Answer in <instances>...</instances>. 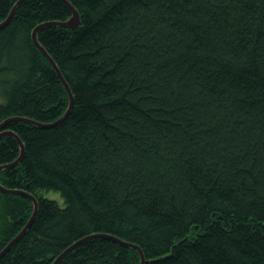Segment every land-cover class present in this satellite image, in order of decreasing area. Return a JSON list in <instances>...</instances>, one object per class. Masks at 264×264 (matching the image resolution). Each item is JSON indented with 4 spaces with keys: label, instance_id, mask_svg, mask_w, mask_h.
I'll list each match as a JSON object with an SVG mask.
<instances>
[{
    "label": "trees",
    "instance_id": "trees-1",
    "mask_svg": "<svg viewBox=\"0 0 264 264\" xmlns=\"http://www.w3.org/2000/svg\"><path fill=\"white\" fill-rule=\"evenodd\" d=\"M16 0H0V21ZM37 39L70 86L57 125L12 121L0 183L36 196L0 264H264V0H68ZM23 0L0 28V121L58 118L68 95ZM19 155L0 139V164ZM54 190L63 199L39 195ZM32 201L0 191V250Z\"/></svg>",
    "mask_w": 264,
    "mask_h": 264
},
{
    "label": "water",
    "instance_id": "water-1",
    "mask_svg": "<svg viewBox=\"0 0 264 264\" xmlns=\"http://www.w3.org/2000/svg\"><path fill=\"white\" fill-rule=\"evenodd\" d=\"M23 0H16L15 3L13 4L10 12L8 13V15L0 21V28L3 27L13 16L15 10L17 9V7L20 5V3ZM63 2H65L68 7L70 8L71 11V16H69V18H67L64 21H58V20H53V21H45V22H41L39 24H37L31 31V38L32 41L34 43V45L39 49V51L45 56V58L49 61V63L52 65V67L55 69L60 81L62 82L67 95H68V106L66 108V110L55 120L53 121H49V122H40L37 120H34L32 118H28L26 116H20V115H14V116H9L6 117L4 119H2L0 121V139L6 135H12L18 142L19 145V155L17 156V158L15 160H13L12 162H7V163H3L0 164V170L4 169V168H8L11 167L15 164H17L18 162L21 161V159L23 158L24 155V151H25V146L23 141L21 140V138L18 136V134L16 132H14L13 130L6 128V126L8 125V123L12 122V121H24L30 124H34L40 127H50V126H54L59 124L60 122H62L67 115L69 114L72 104H73V95L70 89V86L68 85V83L66 82V80L64 79L61 70L59 69L57 63L52 59V57L50 56V54L46 51V49L40 44V42L37 39V31L45 26H49V25H59V26H64L67 28H75L79 25L80 23V15L79 12L77 11V9L68 1V0H62ZM0 191L3 193H17V194H21L27 198H29L32 201L33 204V210L27 220V222L24 224V226L5 244V246L0 250V258L9 250V248L16 243L22 236L23 234L26 232V230L30 227L32 221L35 218V215L37 213L38 210V200L36 198V196L32 193H29L25 190L22 189H15V188H8L3 186L0 183ZM39 195H43V192H41ZM95 234L92 235H88L85 236L79 240H76L75 242H73L72 244H70L69 246H67L63 251H61L53 260L50 264H57L63 257L64 255L69 252L71 249H73L75 246H77L78 244H80L81 242H83L84 240L94 236ZM98 235H102L105 236L107 238H110L114 241L119 242L120 244L129 247V248H134L138 251L139 254V259H140V263L139 264H145V257H144V253L142 251V248L135 243L132 242H128L126 240H123L117 236H113V235H109V234H98Z\"/></svg>",
    "mask_w": 264,
    "mask_h": 264
},
{
    "label": "rangeland",
    "instance_id": "rangeland-1",
    "mask_svg": "<svg viewBox=\"0 0 264 264\" xmlns=\"http://www.w3.org/2000/svg\"><path fill=\"white\" fill-rule=\"evenodd\" d=\"M45 197L55 199L60 205H63V199L60 194L54 190H47L44 192Z\"/></svg>",
    "mask_w": 264,
    "mask_h": 264
},
{
    "label": "bare ground",
    "instance_id": "bare-ground-1",
    "mask_svg": "<svg viewBox=\"0 0 264 264\" xmlns=\"http://www.w3.org/2000/svg\"><path fill=\"white\" fill-rule=\"evenodd\" d=\"M11 8H12V7H11ZM10 10H11V9H10ZM9 12H10V11H9ZM9 12H8V13H9ZM7 15H8V14H7ZM63 21H64V20H63ZM52 59H53V58H52Z\"/></svg>",
    "mask_w": 264,
    "mask_h": 264
}]
</instances>
